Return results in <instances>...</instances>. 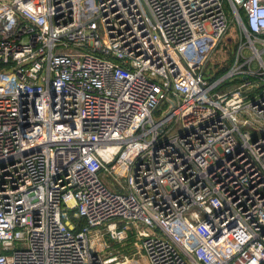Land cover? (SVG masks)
<instances>
[{
	"label": "built area",
	"instance_id": "obj_1",
	"mask_svg": "<svg viewBox=\"0 0 264 264\" xmlns=\"http://www.w3.org/2000/svg\"><path fill=\"white\" fill-rule=\"evenodd\" d=\"M228 2L0 0V264H264V0Z\"/></svg>",
	"mask_w": 264,
	"mask_h": 264
},
{
	"label": "rangeland",
	"instance_id": "obj_2",
	"mask_svg": "<svg viewBox=\"0 0 264 264\" xmlns=\"http://www.w3.org/2000/svg\"><path fill=\"white\" fill-rule=\"evenodd\" d=\"M224 7H225V10L227 11L228 16L231 17V13L228 11V8H229L228 0H224ZM143 17L148 24L150 19L144 10H143ZM239 43H240V40L238 38L237 30H236L235 25L233 24L231 26L230 31L227 33L226 38L224 39L222 44L218 47V49L215 51V53L211 57L208 63V67L209 65H214L216 67V66H223V65L229 64L231 60H233L234 58V54H235V51L237 50ZM250 53L251 52H247L248 57L250 56ZM226 86H232V84L228 83L226 84ZM103 179L106 180V177H103ZM134 252L135 251L132 249L131 241H128L123 246L122 244H111L110 248L104 251V256L105 258H108L109 255H117V261L122 260L120 256H128L131 258L135 257L134 259L140 258V257L135 256ZM142 261H143V264H146L144 263V259Z\"/></svg>",
	"mask_w": 264,
	"mask_h": 264
},
{
	"label": "trees",
	"instance_id": "obj_3",
	"mask_svg": "<svg viewBox=\"0 0 264 264\" xmlns=\"http://www.w3.org/2000/svg\"><path fill=\"white\" fill-rule=\"evenodd\" d=\"M240 16L241 18L244 20L243 18V14L240 11ZM232 61L227 64V65H223V66H214V65H209L207 71L205 72V76L210 80V81H215L216 79H218L219 77L223 76L228 70L230 65L232 64ZM79 223V222H78Z\"/></svg>",
	"mask_w": 264,
	"mask_h": 264
}]
</instances>
